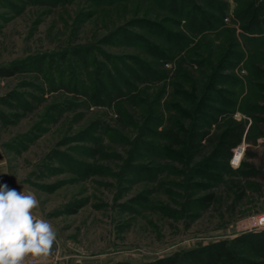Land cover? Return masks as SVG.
Masks as SVG:
<instances>
[{
    "label": "rangeland",
    "instance_id": "rangeland-1",
    "mask_svg": "<svg viewBox=\"0 0 264 264\" xmlns=\"http://www.w3.org/2000/svg\"><path fill=\"white\" fill-rule=\"evenodd\" d=\"M223 1L227 5L224 28L234 31L237 47L233 51L244 56L224 75L246 81L248 56L253 54L255 64L264 70V47L260 46L264 43L249 44L235 18L236 8L247 0ZM198 3L206 7L202 1ZM168 18L172 16L156 9L150 0L103 7H95L90 0L58 4L52 0H0V66L33 57L44 60L42 74L0 78V185L34 192L41 217L57 232L49 256H28L24 264H146L177 251L264 229V110H258L255 124L240 111L233 114L245 126L239 166L230 164L231 157L230 172L225 169L223 182L202 181L203 186L195 188L188 186L193 181L185 173L191 166H185L184 158L173 161L132 153L138 130L117 113L120 105L140 125L143 112L137 101L150 103L162 93L156 110L167 120L172 113L168 106L174 101V83L182 82L180 72L197 77L201 69L191 65L196 58L189 56L201 43V35L190 36L192 44L171 64L156 68L165 73L163 81H134V89L123 93L135 98L118 106L117 101L94 106L83 89L77 92L69 86L71 76L88 86L101 63L111 69L105 54L151 60L134 47L108 43L106 36L124 28L158 44L134 22L145 19L166 30L175 29ZM226 34L205 38L204 47L196 51L204 58L209 50L218 53ZM77 51L86 52L88 59L78 61ZM233 87L230 83L221 89L235 92ZM239 93L241 100L246 93ZM251 104L264 108L260 100ZM180 107L187 109L188 105L181 103ZM217 131L216 124L212 125L211 134ZM212 149L213 145L206 146L195 160ZM133 166L157 168L156 179L133 175ZM209 193L215 194L214 202L197 206L195 201Z\"/></svg>",
    "mask_w": 264,
    "mask_h": 264
},
{
    "label": "trees",
    "instance_id": "trees-1",
    "mask_svg": "<svg viewBox=\"0 0 264 264\" xmlns=\"http://www.w3.org/2000/svg\"><path fill=\"white\" fill-rule=\"evenodd\" d=\"M61 1L64 0H52L54 4ZM126 1L128 0H90L95 7ZM150 1L154 3L156 9L172 16L166 21L169 25L175 26V29L166 30L159 24L138 19L134 24H138L141 31L153 35L158 44L124 28L108 34L106 41L115 45L134 47L148 55L151 60H143L135 55H125L121 58L105 54L111 69L108 65L101 63L96 66V78L89 81L88 86H85L84 81L78 80L77 76L69 78V86L77 92L83 89V93L94 106H105L107 102L113 101H117L115 105L124 103L125 99L135 98L124 94V90L134 89V81L157 82L165 79V73L160 70L161 68H156L171 64L180 51L192 44L190 36L201 35V43L198 44V42L195 45L199 49L204 47L202 40L205 38L218 37L223 32L227 33L225 45L218 47V53L213 49L209 50L208 57L204 58L196 51V47L195 51L189 53L191 58H196L190 62L191 65L201 69H198L197 77L184 75L179 70L182 82L174 83V101L168 106V110L172 113L167 120L156 110L160 106L162 93L150 100V103L145 99L137 101L141 104L143 112L140 125L134 123L120 105L117 109V113L138 130L132 153L140 152L141 157L148 155L153 158L157 155L173 161L184 158L185 166L188 169L191 166L185 173L190 175V178H187L188 181H193L188 185L190 188L203 186L202 181L223 182L225 169L230 172L228 165L232 152L241 143L245 132L244 124L234 120L233 114L240 111L253 118L254 124L257 122L255 116L258 110H264V108H257V105H252L251 102L255 100L264 102V70L255 64L252 54L248 56L249 60L245 65L249 73L246 81L224 75L225 70L235 66L244 56L233 51L237 47L234 31L224 28L227 5L223 0H199L206 6L205 8L200 6L198 0ZM234 15L249 44L264 43V0H247L243 7L236 8ZM262 45L264 47V44H260ZM201 50L198 51L202 52ZM77 53L78 51L75 57L77 56L78 61L82 58L88 59L86 52ZM43 70L44 60L33 57L0 66V78H11L21 73L42 74ZM230 83H233L234 89L245 91L246 94L241 100H239V91L236 93V90L234 92V90L221 89L222 85ZM51 84L56 86L54 80H51ZM185 85L189 87L188 90ZM176 98L179 101L175 102ZM181 103L187 104V109L181 108ZM187 119L188 124L185 123ZM215 124L218 131L211 134L210 128ZM252 125L253 123L247 131V138ZM208 145H213L212 151L206 156H201V160H195ZM156 170L155 167L133 166L131 173L142 176L144 179L155 180ZM173 173L177 174L179 171L174 168ZM214 197V193H209L199 197L195 202L197 206L203 207L213 203ZM185 262L187 264H264V229L245 233L231 240L212 242L189 251H177L146 264H183Z\"/></svg>",
    "mask_w": 264,
    "mask_h": 264
},
{
    "label": "clouds",
    "instance_id": "clouds-1",
    "mask_svg": "<svg viewBox=\"0 0 264 264\" xmlns=\"http://www.w3.org/2000/svg\"><path fill=\"white\" fill-rule=\"evenodd\" d=\"M242 158L235 155L230 164L238 167ZM39 208L34 192L0 185V264H24L28 256L50 255L57 232Z\"/></svg>",
    "mask_w": 264,
    "mask_h": 264
},
{
    "label": "built area",
    "instance_id": "built-area-1",
    "mask_svg": "<svg viewBox=\"0 0 264 264\" xmlns=\"http://www.w3.org/2000/svg\"><path fill=\"white\" fill-rule=\"evenodd\" d=\"M244 151V148H243V146H237L234 150H233V155H232V158H231V161L233 160V158H234V156L235 155H239V152L241 153V155H242V152ZM32 262H34V261H32Z\"/></svg>",
    "mask_w": 264,
    "mask_h": 264
},
{
    "label": "bare ground",
    "instance_id": "bare-ground-1",
    "mask_svg": "<svg viewBox=\"0 0 264 264\" xmlns=\"http://www.w3.org/2000/svg\"><path fill=\"white\" fill-rule=\"evenodd\" d=\"M239 155H241V153L239 152Z\"/></svg>",
    "mask_w": 264,
    "mask_h": 264
}]
</instances>
